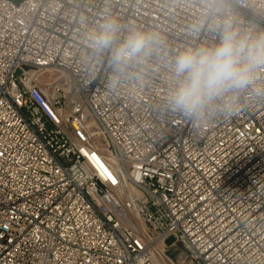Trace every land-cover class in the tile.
<instances>
[{"label":"built area","instance_id":"1","mask_svg":"<svg viewBox=\"0 0 264 264\" xmlns=\"http://www.w3.org/2000/svg\"><path fill=\"white\" fill-rule=\"evenodd\" d=\"M221 5L264 28V0H0V264H158L169 237L191 264H264V97L202 121L167 103ZM107 17L163 41L115 84L90 47Z\"/></svg>","mask_w":264,"mask_h":264},{"label":"clouds","instance_id":"2","mask_svg":"<svg viewBox=\"0 0 264 264\" xmlns=\"http://www.w3.org/2000/svg\"><path fill=\"white\" fill-rule=\"evenodd\" d=\"M215 27L219 41L212 45L186 46L170 62L171 89L169 107L189 119L202 121L217 101H225V110L236 106L242 93L264 97V28L242 27L241 21L226 8ZM161 37L150 31L131 28L121 37L115 18H105L90 36V47L97 53L110 51L113 83L125 75L130 66L142 64Z\"/></svg>","mask_w":264,"mask_h":264},{"label":"rangeland","instance_id":"3","mask_svg":"<svg viewBox=\"0 0 264 264\" xmlns=\"http://www.w3.org/2000/svg\"><path fill=\"white\" fill-rule=\"evenodd\" d=\"M45 77H59L61 73L58 71H48L45 74ZM174 238L169 237L166 239V244L170 246L167 251V258L165 259L166 263H162L160 256L158 257V264H191L189 258L187 257L185 248L181 244H173ZM162 258V257H161ZM164 259V258H163Z\"/></svg>","mask_w":264,"mask_h":264},{"label":"bare ground","instance_id":"4","mask_svg":"<svg viewBox=\"0 0 264 264\" xmlns=\"http://www.w3.org/2000/svg\"><path fill=\"white\" fill-rule=\"evenodd\" d=\"M159 257V256H158ZM162 257V258H161ZM164 258V259H163ZM165 257L164 256H162V255H160V260H161V262L162 263H166V261H165ZM157 262H159V259L157 260Z\"/></svg>","mask_w":264,"mask_h":264}]
</instances>
